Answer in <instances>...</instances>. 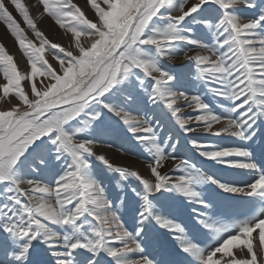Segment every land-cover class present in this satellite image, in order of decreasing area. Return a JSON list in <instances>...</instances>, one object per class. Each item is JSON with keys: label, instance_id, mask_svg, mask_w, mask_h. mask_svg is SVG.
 Instances as JSON below:
<instances>
[{"label": "snow or ice", "instance_id": "1", "mask_svg": "<svg viewBox=\"0 0 264 264\" xmlns=\"http://www.w3.org/2000/svg\"><path fill=\"white\" fill-rule=\"evenodd\" d=\"M39 4L67 46L0 0V264H264V0Z\"/></svg>", "mask_w": 264, "mask_h": 264}, {"label": "rangeland", "instance_id": "2", "mask_svg": "<svg viewBox=\"0 0 264 264\" xmlns=\"http://www.w3.org/2000/svg\"><path fill=\"white\" fill-rule=\"evenodd\" d=\"M86 10V9H85ZM87 11V10H86ZM89 15L91 14L90 12L88 13ZM46 15V14H45ZM33 17L36 19L37 22V15L35 13H33ZM19 18V17H17ZM50 20H52L51 18H49ZM53 21V20H52ZM54 22V21H53ZM39 23V22H38ZM55 23V22H54ZM1 24V23H0ZM40 26L42 27H38L40 28V30H42L46 36H48V38L50 40H52V42H56L57 43H61L64 46H67L68 44V39L67 40H60L57 38L55 33H52V31L50 32L49 28H46V24H41V22L39 23ZM57 27L59 28V26L57 25ZM25 31H26V35L30 38L35 40V36L34 34L31 32V30L27 29L25 27ZM52 34H55V36H52ZM8 36L12 38L13 37L10 35V33L8 34V32L6 31V29L4 30L3 25L1 24L0 27V43H3L5 45V47L8 49L9 53L12 54L14 56V58L16 59L17 63H18V67L24 71L27 70V63H26V57L24 56L22 50H20L19 45L14 43L15 41L13 40V45L9 42L8 40ZM55 40V41H53ZM38 42V41H37ZM15 48V49H14ZM21 56V57H20ZM23 59V60H22ZM7 107V103L5 101H0V110H3L4 108ZM112 158L114 159V161L116 162H121V161H131V157H122L120 156L118 153L115 152H110L109 153Z\"/></svg>", "mask_w": 264, "mask_h": 264}, {"label": "bare ground", "instance_id": "3", "mask_svg": "<svg viewBox=\"0 0 264 264\" xmlns=\"http://www.w3.org/2000/svg\"><path fill=\"white\" fill-rule=\"evenodd\" d=\"M34 2H32V3H34L37 7H38V2L36 1V0H33ZM34 5V6H35ZM35 6V7H36ZM40 19H41V24H46V28H49V30H50V32L52 31V33H55L56 34V36H57V38L58 39H60V40H67L68 39V36L64 33V30H62V29H60V28H58L57 27V25L52 21V20H50L49 19V17L47 16V15H41L40 16ZM0 27H1V25H0ZM55 34H52V36H55ZM8 40H9V42L13 45V40H12V38L11 37H9L8 36ZM15 49V48H14ZM21 57V56H20ZM23 60V59H22Z\"/></svg>", "mask_w": 264, "mask_h": 264}, {"label": "crops", "instance_id": "4", "mask_svg": "<svg viewBox=\"0 0 264 264\" xmlns=\"http://www.w3.org/2000/svg\"><path fill=\"white\" fill-rule=\"evenodd\" d=\"M37 2H38V7L34 4V3H32V2H34L33 0H25V3H27L28 5H29V8H30V11H31V13H32V15H33V13H35L36 15H37V26L38 27H42V26H40L39 25V23H40V21H41V19H40V16H41V13H42V7L40 6V4H39V0H36ZM75 2H77L79 5H81L82 7H84V5H85V0H75ZM36 7H35V6ZM87 10V9H86ZM91 15V14H90ZM19 19V18H18ZM54 21V20H53ZM39 22V23H38ZM2 24V23H1ZM0 24V25H1ZM3 25V24H2ZM23 26V25H22ZM3 27H4V30L6 29L5 28V26L3 25ZM9 34V33H8ZM13 40H14V38H13ZM15 41V40H14ZM53 41H55V40H53ZM57 42V41H56ZM14 43H16V42H14ZM17 44V43H16Z\"/></svg>", "mask_w": 264, "mask_h": 264}]
</instances>
